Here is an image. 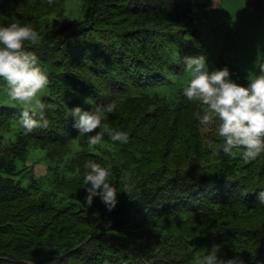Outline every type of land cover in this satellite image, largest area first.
<instances>
[{
	"label": "trees",
	"instance_id": "trees-1",
	"mask_svg": "<svg viewBox=\"0 0 264 264\" xmlns=\"http://www.w3.org/2000/svg\"><path fill=\"white\" fill-rule=\"evenodd\" d=\"M79 1L87 22L66 21L65 0H0V23L17 18L40 34L28 47L49 74L42 100L55 105L48 128L28 135L20 114L0 107V264H194L213 246L225 260L264 264V154L219 151L222 138L194 117L205 106L182 95L213 0ZM224 66L238 84L251 80L221 60L213 68ZM109 102L117 111L103 122L129 140L105 134L89 145L68 109ZM33 149L44 152L46 172L24 185ZM87 159L112 169L121 193L111 211L99 198L84 203Z\"/></svg>",
	"mask_w": 264,
	"mask_h": 264
},
{
	"label": "clouds",
	"instance_id": "clouds-1",
	"mask_svg": "<svg viewBox=\"0 0 264 264\" xmlns=\"http://www.w3.org/2000/svg\"><path fill=\"white\" fill-rule=\"evenodd\" d=\"M47 3L51 6L54 0ZM40 42L38 31L17 18L7 24L0 23V96L6 95L22 106L17 124L24 135L48 128L46 110L55 108L40 98L50 84L49 74L36 52L28 47ZM185 64L191 78L183 87L182 95L192 104L205 106L203 111H195L194 117L202 131L211 130L222 138L218 150L228 156L239 151L245 160H255L264 154V64L246 85L233 80L227 66L210 69L206 55L187 57ZM117 107L115 102L89 109L74 105L68 109V116L78 134L87 136L89 145L99 144L105 134L112 143L122 145L129 140L128 132L103 122L105 115L116 112ZM98 128L105 131H96ZM208 143L214 141L208 140ZM112 175L110 167L93 159L84 162L82 183L87 206L99 198L109 211L116 207L121 189L112 182ZM131 190L132 185H124V192ZM258 199L264 203V191L258 193ZM219 252L220 248L213 246L205 255H195L194 264H237L235 258L225 260Z\"/></svg>",
	"mask_w": 264,
	"mask_h": 264
},
{
	"label": "rangeland",
	"instance_id": "rangeland-1",
	"mask_svg": "<svg viewBox=\"0 0 264 264\" xmlns=\"http://www.w3.org/2000/svg\"><path fill=\"white\" fill-rule=\"evenodd\" d=\"M212 8L201 14L203 24L202 48L207 56L210 69L219 60L234 65L251 79L264 64V6L258 0H219L212 2ZM210 7V6H209ZM64 19L70 22H87V14L79 0H65ZM187 69V68H186ZM191 78L190 70H186L182 87ZM158 91V90H157ZM47 95V89L41 94ZM164 96L170 98V94ZM0 107L21 113L20 105L4 96H0ZM28 171L23 175L22 183H29V175L38 177L46 172L44 152L39 149L30 150L27 162Z\"/></svg>",
	"mask_w": 264,
	"mask_h": 264
}]
</instances>
